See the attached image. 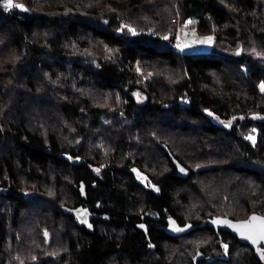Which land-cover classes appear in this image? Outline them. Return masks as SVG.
Here are the masks:
<instances>
[{"label":"trees","instance_id":"16d2710c","mask_svg":"<svg viewBox=\"0 0 264 264\" xmlns=\"http://www.w3.org/2000/svg\"><path fill=\"white\" fill-rule=\"evenodd\" d=\"M13 4L0 264H264L207 222L264 215V0ZM188 29L210 50H178Z\"/></svg>","mask_w":264,"mask_h":264},{"label":"water","instance_id":"95a60500","mask_svg":"<svg viewBox=\"0 0 264 264\" xmlns=\"http://www.w3.org/2000/svg\"><path fill=\"white\" fill-rule=\"evenodd\" d=\"M204 41V37L203 36H200V37H192L191 38V42L192 43H195V44H201L203 43ZM84 189H85V186L84 184L82 183L80 185V190L82 193H84ZM70 212V211H69ZM79 214L81 216H84L85 213H86V209L85 208H82L80 209L79 211ZM252 216H256L258 218H260L261 221H264V215L263 214H260V213H251L247 218H243V219H233V218H230L228 216H222V215H214L212 217H210L207 222H208V225L216 230H222V231H228L230 232L231 234L235 235L238 240L242 243H246V244H249V245H264V241H258L256 244H253L251 240H248L246 238H243L241 237L240 233L236 230L235 227H233V225H241V224H244L245 222H249L250 221V218ZM213 221H221V223H213ZM255 226H260V223L259 222H252ZM170 228V231L173 233V234H178L182 231V228L178 227L175 225V229L173 227H169ZM179 229V230H177Z\"/></svg>","mask_w":264,"mask_h":264},{"label":"snow or ice","instance_id":"6c2138e0","mask_svg":"<svg viewBox=\"0 0 264 264\" xmlns=\"http://www.w3.org/2000/svg\"><path fill=\"white\" fill-rule=\"evenodd\" d=\"M0 3H3L6 8L19 7L23 8V5L13 4V0H0ZM210 42V40L208 41ZM261 91H264V82L260 85ZM249 139H253L249 137ZM86 222V220H85ZM252 222H259L260 226H255ZM213 223H221V221H213ZM171 227L175 229V223L171 224ZM236 230L240 233L241 237L251 240L253 244H256L258 241H264V221H261L260 218L252 216L249 222H245L241 225H233ZM179 230V229H177ZM227 248V245H225Z\"/></svg>","mask_w":264,"mask_h":264},{"label":"rangeland","instance_id":"374dc122","mask_svg":"<svg viewBox=\"0 0 264 264\" xmlns=\"http://www.w3.org/2000/svg\"><path fill=\"white\" fill-rule=\"evenodd\" d=\"M186 24V23H184ZM183 36L178 37L177 41L179 44V49L181 51H197V52H206L210 50V44H211V39L209 37H206L201 44H195L191 42V38H182ZM210 40V42H208ZM232 50V48H228ZM218 122L224 124V125H229L231 120L229 121H222L220 119L214 118ZM139 180H141L143 183L145 182V179L143 176L140 174H137Z\"/></svg>","mask_w":264,"mask_h":264},{"label":"built area","instance_id":"2783aa9c","mask_svg":"<svg viewBox=\"0 0 264 264\" xmlns=\"http://www.w3.org/2000/svg\"><path fill=\"white\" fill-rule=\"evenodd\" d=\"M174 20V19H173ZM191 30L190 29H188V30H186L185 31V33L183 34V37L182 38H190L191 37ZM180 36H182V34H178V37H180ZM178 37H177V39H178ZM177 46H178V50H180L179 49V44H178V41H177V44H176Z\"/></svg>","mask_w":264,"mask_h":264}]
</instances>
